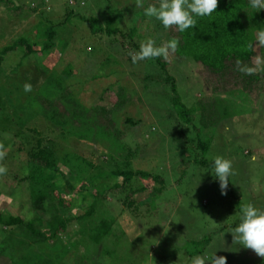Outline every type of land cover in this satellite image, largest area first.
<instances>
[{
  "label": "rangeland",
  "instance_id": "obj_1",
  "mask_svg": "<svg viewBox=\"0 0 264 264\" xmlns=\"http://www.w3.org/2000/svg\"><path fill=\"white\" fill-rule=\"evenodd\" d=\"M11 1L14 5L33 7L34 13L24 19L10 21L0 6V23L7 27L0 45L12 42L21 34H30L32 27L42 21L38 11L48 8L46 13L54 19V24L61 25L55 27L60 39L56 42V52L52 53L59 59H55L51 67L50 62H45V56L27 57L12 74L7 68L11 66L12 71V67L17 66L19 54L15 51L5 56L0 65V100L5 102L4 105L0 103V123H8L11 134L21 133L27 128L35 129L40 134L41 145L43 139H50L56 166L62 172L67 171L62 165L69 163L65 160V151L85 158L90 156L95 165L100 160L107 165L120 164L130 153L132 157L126 158L130 169L148 175V178L133 177L124 189L111 187L113 183L119 185L120 178L109 180V194L105 195L107 205H98L89 223L96 226L99 217L111 221L110 234L101 242L94 244L86 237L79 241L81 236L76 233L78 227L74 223L58 242L48 244L45 252L52 255L64 249L63 264H192L197 256L210 259L213 254L226 257L227 264H264V259L250 249L232 242L231 236L232 230L240 223L241 210L245 205L252 204L264 211V43H261V35L252 34L251 49L255 55L249 66L251 75H256L258 80L252 82L253 86L250 85L246 94L239 90L226 93L232 89L230 79L234 72L223 73L222 80L216 82L211 76H206L199 65L178 58L171 51L167 57L162 56L161 60L167 64V73L173 78L176 94L183 98L184 107L190 112L196 104L203 107L201 118L200 115H191L190 120L180 122L174 117L175 109L167 97L170 95L163 89L164 84H159L160 74L154 61L146 59L133 63L126 58L131 50H121L118 46L108 48L102 44L114 39L105 38L100 32L91 34L87 24L77 18H86L92 13L95 17L93 10L80 12L78 4L81 0H75L71 6L72 14L66 23H63L62 14L66 3L73 4L72 0ZM143 4V8L136 4L132 6L144 11L149 4L158 6V0H143ZM261 12L264 23V10ZM130 21L137 25L132 26ZM120 25L124 32L133 29L128 32L126 40H129V33L130 38L141 44L150 37H156V46L170 41L176 32L174 27H162L155 31V35L150 34L147 28L146 31L139 29L142 21L139 17L137 22L134 21L130 14L122 17ZM96 26H101L100 22ZM2 35L0 33V38ZM30 35L31 38L34 36ZM34 48H39V44L36 43ZM59 82H63L62 87L64 85L62 93H65L64 88L70 92L67 106L82 113L91 108L85 105L100 93L98 87L111 86L101 106L109 100L113 102L114 94L121 91L126 103L111 118L120 139L105 135L97 127L81 130L78 138L69 129L64 132L46 123L47 115L42 114L45 109L43 98L57 100L59 93L55 84L59 85ZM25 83L32 85V91H24ZM236 83L242 84L241 81ZM126 119L137 124L130 127L124 123ZM11 134L8 139L15 141L14 146L22 145L19 161L20 165H25L33 155L31 152L36 151L30 148L34 142L30 140V134L25 133V139L20 140ZM199 143L205 146L202 152L196 148ZM4 149L6 153L11 151L14 154L15 149L11 146L9 148L5 144ZM119 154L122 159H117ZM217 156L232 162L226 195H221L213 170ZM15 164L4 163L7 174L0 176L4 185L11 182V175L17 167ZM24 169L21 172L25 173ZM75 173L79 175L77 171ZM86 173L81 175L82 181H77L76 185H84L93 193L97 190V181H101L98 173L96 180H89L90 172ZM66 174L71 179L72 173ZM19 176L16 174V178ZM153 176L161 179L155 192L145 191L130 196L129 192L134 188L144 185L150 188L153 183L149 177ZM68 197L72 198L71 214L75 215L81 214L75 211L79 206L89 202L80 195ZM0 211L22 218L26 214L16 200L11 201L4 195H0ZM9 233L0 228V239ZM202 238H209L208 245L200 254L189 257L193 251L192 243ZM1 263L8 264L6 260Z\"/></svg>",
  "mask_w": 264,
  "mask_h": 264
},
{
  "label": "trees",
  "instance_id": "obj_2",
  "mask_svg": "<svg viewBox=\"0 0 264 264\" xmlns=\"http://www.w3.org/2000/svg\"><path fill=\"white\" fill-rule=\"evenodd\" d=\"M72 1L73 4L66 3L64 7V13L62 14L63 23H66L72 14L70 9L75 4V0ZM117 2L120 5L115 7L114 5L118 4ZM135 2L136 0H81L78 4L80 12L85 10L91 12L93 10L95 17L92 16V13L86 18L83 16H77V18L82 23L87 24L91 34L100 32L104 33L105 38L113 37L114 40L102 43L106 47L112 48L113 46H118L121 50H131L132 53H136L139 51L141 43H138L137 39L133 40L130 38V33L133 31L132 28L128 29L127 32L123 31L120 25L122 17L130 14L136 22L139 17L143 25L138 26V28L143 29V31H146L147 28V31L153 35H155L154 33H156L155 31L158 28L161 29L163 26L154 18L145 16L144 11L136 10L132 6L136 4ZM121 3L124 4L121 5ZM0 6L3 7V14L10 21L24 19L30 16L31 13H34L33 7L14 5L11 0H0ZM48 10L46 8L45 11H38L39 18L42 21L37 22L32 27L30 32V34H34L32 38L29 33L21 34L14 38L12 42L4 46L0 45V65L3 63L7 54L15 51L19 54L17 66H13L12 71L11 66H9L7 68L8 72L14 74L24 64L23 61L27 57L33 56L32 58L34 59L36 58L35 55H42L43 58L45 56V62H50L51 67L55 59H59V57L56 58L52 53L56 52V42L57 39H60L55 27L61 25L54 24V19L46 13ZM42 13L47 16H44ZM194 18L197 21L195 28H189L184 32H179L174 27L176 32L172 39L178 40L179 45L173 52V55L199 65L204 70V74L211 76L216 82L222 80L224 75H226L225 72H234L232 79H230L232 89H228L226 93L239 90L246 94L252 82H257L258 80L256 75H251L249 63L252 56L255 55L251 49L252 34L256 32L261 35L264 31L261 10L252 7L249 0H218V7L212 14L203 17L196 16ZM98 22H100L101 26H96ZM14 23H11V25H14ZM130 24L133 26L135 23L130 21ZM0 25V33L3 34L0 38L1 41L7 27L5 24L0 23ZM129 31L130 33L127 37L129 40H126L125 38ZM149 39L155 41L156 37H150ZM146 41H143V43ZM123 42H126L127 46ZM36 43L39 44V48L37 49L34 48ZM126 58L132 61L131 56ZM161 58H154L152 60L159 70L160 86L162 82L165 86L163 87L164 91L167 90V95H170L167 97L170 98V103L175 109L174 117L180 122L190 120L191 115H200L201 118L202 105L196 104L194 110L191 112L184 107L181 102L183 98L177 96L173 78L168 75L166 69L167 64ZM237 81H241L242 84L238 85L236 83ZM62 84L63 82H59V85L57 83L55 84L56 92L60 94H57L58 101H47L43 98L42 106L45 109L42 114L44 116L47 115L45 119L46 123H50L53 127L61 129V131H67L69 129L78 138L81 135V130L88 127L93 129L97 127L105 135L116 140L120 139L121 135L114 130L111 118L126 103L121 91L118 90L114 94L115 100L113 102L109 100L101 106L100 104L104 100L103 97H106L111 86L98 87L100 93L96 98L94 96L91 100H88L90 103L85 105L91 108L85 113H82L77 108H69L67 106L70 92L64 88L65 93H62L64 87V85L62 87ZM0 103L2 105L5 104L1 100ZM124 123L130 127L137 124L135 121L129 119L124 120ZM25 133L30 134V140L34 142L30 148L32 150L36 149V151L31 152L33 155L30 156L29 162L26 161L25 165H20L19 152L22 145L14 146L16 144L15 141L8 139V136L11 134L10 125L8 123H0V144L5 143L9 148L11 146L15 149L14 154L11 151L6 153L4 158L0 160V166L4 167V163L6 162L10 164L16 163L15 165H17L14 170L15 173L11 175V182L8 185H4V181L0 182V195L11 198V201L16 200L18 206L24 208V211H26L23 218L0 211V228L10 232L4 238L0 239V264H2L1 262L3 260H6L8 264H63L62 257L64 258L66 252L64 249H59V252L53 253L52 255L45 251L48 244L60 240V236L66 233L70 225L74 223L77 225L76 233L81 236L79 241L86 237L88 241L98 244L102 238L110 234V226L112 223L111 221H106L104 216V218H98L96 226L93 227L92 224H89L91 223L90 218L95 213L98 205H107V201L105 200L107 197L105 195L109 194V180L120 178L121 183L119 185L113 183L111 187L124 189L133 177L148 178V175L144 172L132 171L130 169V163L128 161L132 157L130 153L125 158L121 154L117 156V159L123 158L120 164L115 162L107 165L103 162L104 160H100V163H96L97 165H95L91 161L90 156L85 158L84 156H77L74 153H68L66 151L67 158L65 160L71 166H67V163L63 164L62 166L67 170L64 173L56 166L57 163L53 155L54 152L50 144V139H43V145H41L42 140L40 134L32 128H27L21 133L13 132L11 137L19 140L22 138L25 139ZM5 144L3 145L4 147ZM196 148L202 152L205 146L199 143ZM199 163L202 164L201 161ZM23 166H25V169L23 168L25 173L21 172ZM87 171L90 172L88 174L89 180H96L95 178L98 173L101 181V183L97 181L95 185L97 190L94 191L95 193H91V190L84 185H76L77 181H82L81 175L83 173L87 174ZM69 172L72 173L71 179H68L66 176V173ZM6 174L5 172L0 174V176L2 177ZM16 174L20 176L16 178ZM93 175L95 177H92ZM149 179L153 183L150 188L148 185L138 188L133 187L134 189L129 192L130 196L145 191L155 192L158 186L157 182H160L161 179L158 176L149 177ZM101 184H104V187ZM68 195H80L82 199L89 200L88 203H83L82 206L78 207V210H75L81 212V214H71L72 208L70 200L72 198L69 199ZM91 226L92 228H90ZM208 242L209 238H202L195 243L193 242V251L188 254L190 255L189 257L200 254L202 249L208 245ZM59 244L61 246L60 242ZM56 246L55 249H58Z\"/></svg>",
  "mask_w": 264,
  "mask_h": 264
},
{
  "label": "clouds",
  "instance_id": "obj_3",
  "mask_svg": "<svg viewBox=\"0 0 264 264\" xmlns=\"http://www.w3.org/2000/svg\"><path fill=\"white\" fill-rule=\"evenodd\" d=\"M254 8L264 10V0H249ZM137 7H144L143 0H136ZM218 7V0H158L156 4H149L144 8V15L159 21L165 29L175 27L177 31L184 32L189 28H195L196 19L212 14ZM261 43H264V33H261ZM179 41L172 39L156 46L152 39L140 45L136 53H129L133 63L140 60L167 57L169 52H174ZM259 59V58H257ZM239 63V62H238ZM24 91H32L30 83L24 84ZM6 155L3 144H0V160ZM215 178L219 181L221 195L227 194L229 176L232 175V162L222 156H217L213 161ZM6 169L0 166V174ZM240 223L232 230V242H238L243 248L250 249L256 256L264 259V211L258 210L252 204L242 208ZM192 264H227V258L213 254L210 259L197 256Z\"/></svg>",
  "mask_w": 264,
  "mask_h": 264
}]
</instances>
